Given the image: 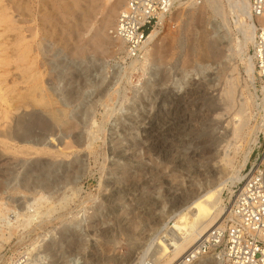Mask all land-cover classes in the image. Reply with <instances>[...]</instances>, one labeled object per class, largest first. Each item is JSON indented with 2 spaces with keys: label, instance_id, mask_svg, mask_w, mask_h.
I'll return each instance as SVG.
<instances>
[{
  "label": "rangeland",
  "instance_id": "374dc122",
  "mask_svg": "<svg viewBox=\"0 0 264 264\" xmlns=\"http://www.w3.org/2000/svg\"><path fill=\"white\" fill-rule=\"evenodd\" d=\"M204 1L183 0L166 17L156 46L152 44L160 51L159 73L151 81V93L143 97L139 93L146 76L138 70L129 71L115 91L104 94L113 65L126 67L131 61L109 33L125 2L104 29L101 24L116 0H0V218L6 212L1 224L10 236L0 247V264L33 246L41 264H63L70 258L77 260L75 264H145L151 260L144 251L151 227L171 224L190 204L192 189L209 183L218 186L237 170L244 178L255 163L264 166V80L257 72L251 80L244 60L228 50L229 40L235 46L240 34L231 0H220L219 12ZM221 6L233 28L222 42L216 39L218 30L225 31ZM254 21L257 28L258 20ZM35 29L44 44L41 62L46 86L54 105L66 110L62 124L48 117L51 128L46 134L41 125L31 127L34 140L44 138L37 144L2 135L13 127L16 116L44 114L23 98L25 84L17 53L20 33L29 38ZM99 29L116 40L113 45L99 43L95 34ZM212 43H218V55L208 49ZM253 46L248 45V55H253ZM57 59L73 63L71 71L86 82L93 80L95 66L105 67L108 77L103 84L74 88L83 96L81 108L90 106L86 120L80 121L78 101L65 99L67 80L58 82L52 72L49 61ZM58 69L64 76L67 68ZM179 78L181 89L174 85ZM57 83L61 90L52 93L50 88ZM228 89L233 93L226 102ZM138 95L140 100H134ZM234 121L244 125L237 139L241 147L235 152ZM226 143L231 146L228 156ZM245 154L248 160L241 167ZM35 161L51 167L59 179L23 182L26 165ZM243 178L223 191L225 208ZM41 194L45 200L37 214L34 199ZM27 213L38 216L23 227ZM74 220L81 221L77 230ZM212 257H203L202 264H217L207 262Z\"/></svg>",
  "mask_w": 264,
  "mask_h": 264
},
{
  "label": "bare ground",
  "instance_id": "6f19581e",
  "mask_svg": "<svg viewBox=\"0 0 264 264\" xmlns=\"http://www.w3.org/2000/svg\"><path fill=\"white\" fill-rule=\"evenodd\" d=\"M182 1L183 0H175L176 3H181ZM122 2L123 3L125 2L123 5V8H124L127 3V0H116V2L112 5L110 10L108 11L107 18L106 19L104 18L101 24L104 29L112 23V20L116 18L117 13H118V7L119 5L122 4ZM204 2H205L204 4L212 8L214 11L220 10V8H218L219 6L218 3H220V0H205ZM231 3L232 4L230 5V7L232 8L231 9L232 12L236 13V16H235L236 19L234 22H235L236 27L240 29V34L236 36L235 46L232 45L233 40L232 39L229 40L228 50L232 53L239 55L240 59L244 60L243 62L245 63V66H246L245 67L246 72L249 74V77L251 78V80L254 81L255 72H256L254 55H248L247 53L248 45L250 43L254 44L255 36L257 32L256 24L254 21L255 17L253 16L252 11H251V1L250 0H231ZM192 4L194 5V3ZM221 11L223 15L221 17L224 18L223 27L225 28V31L218 30L217 31L218 37L216 39L217 40L220 39V41L222 42L223 38L227 37L226 31L229 34H232L233 28L231 24H229V22L225 19L226 12L223 6H221ZM117 19H118V16H117ZM116 24H117V20L115 24L113 25V27L110 28L109 33H112L113 36L116 38V40L119 41L120 46H122L121 48L123 49V52H125L123 41L114 34V28L116 27ZM23 28L24 27H21L20 29L23 31L24 30ZM161 28L156 29L152 33V36L149 39L151 44L149 45V49L144 58L130 59L131 61L129 60L130 63L126 67H122L120 65H113L111 74L109 76L110 82L104 94L108 95L111 92L115 91L116 90L115 87L117 86L120 79L124 78L126 74H128L129 71L138 70L146 76L144 78L145 80L141 88L142 92L139 94L143 93L144 95H141L143 97L149 96V94L152 91L151 81L159 73L157 69L156 60L158 58V54H160V51L159 49H157V47L153 49L152 44L154 43V46H156V42L158 41V38L160 37ZM95 34L97 35V37H99V43H104L107 46L113 45L114 42L116 41V40L114 41L113 39H110V37L107 36L106 34L101 33V29L96 30ZM41 40H40V34L38 33L36 29L35 31L30 30L29 38H27L25 34L20 33L17 39V46H18L17 53L19 56L20 67L22 69V79L25 84V92L23 94V98L25 102L28 103L29 105H32L34 107H40L42 109V112H44V114H40V113L33 111L32 113L28 114V117H27V114L25 113H22L16 116L13 127H11L9 131L2 132V135L7 137L8 139H12V140L18 139V140H22L26 142L34 141L33 142L34 144L42 143L44 142V138L42 137H40L41 139L38 138V140L33 139L34 136L31 132V127L34 126V124L41 125V127H43L42 130L45 132L49 128H51L50 120L49 121L47 120L48 117L49 119H51V121L54 124H58V125L62 124L64 122V117H66V110L64 109L63 111H61L54 105V100L52 98L53 94H51L48 91V87L46 86L44 72L42 71L43 65L41 62V53L43 52L44 44ZM93 49H97V46L94 45ZM208 49L215 51V54L218 55V43L210 44ZM81 50L86 53L84 48H81ZM152 51L154 53H152ZM153 54H154V57H153ZM63 63L64 61L62 59L52 60V62L49 61V65L52 67L53 69L52 72H54V76L57 77V81L59 82L60 80H64V79L67 80L66 82L67 87L65 89L66 101H68V103L70 101H78L77 108L79 110L80 116L82 117L80 121L86 120L88 118V112H89L90 106L87 107V109L85 110L81 108V105H83L81 101L83 99V96L79 91L75 92L74 88L77 87V85L79 86V88H82L85 84L89 86L90 85L96 86V87L103 84V82L108 77L105 67L98 66V65L95 66L93 68V80L91 81L87 80L86 82L83 80V77L81 74L78 73L77 75L76 73H74V71H71L72 67H74L73 63H66V64H63ZM63 65H64V68H67V71L65 72L64 76H63V70L58 69L59 66H63ZM80 70L82 71L83 68ZM75 79L77 81L76 85L75 83L73 84V82H71ZM68 85H70V88L68 87ZM174 85L178 89H181L182 88L181 78L176 79L174 81ZM50 90L51 92L61 90L59 83H57L53 87V90L51 88ZM261 91H262V94L264 95V85L262 86ZM137 92H139V90H137ZM232 93H233V90L231 89H228L225 91L224 99L226 100V102L227 100H230L232 98ZM138 96H136L134 100H140L141 96L139 97ZM243 126L244 125H242L241 122H237V121L233 122V135L235 137L234 138L235 143L233 145L234 147L233 152H235L237 149L241 147L240 144L237 145L238 144L237 139L239 136L238 133ZM46 133L47 132H45V134ZM134 138H136V135H134ZM252 140H253V144L256 143V138H252ZM223 148H225V156H228L229 149L231 148L230 143H226L223 146ZM133 155H130V156H133ZM247 160H248V155L245 156L241 167L245 166ZM0 163H1V159H0ZM52 173H53V170L51 167H47L46 165H43L42 162L35 161V162H32L31 164L26 165L25 173L23 174L22 179H23V182L27 181V179L29 178H32L34 180L33 182H37L38 180H43L44 182H56L59 178H56L55 176H53ZM242 178L243 177L240 175V170H237L233 172V175L228 179V181L221 182L218 186H215L212 183H209L205 185H199L198 187H195V189H192L190 192L191 199H192L190 204L184 206L176 214L175 219L173 220L171 224H169V222H165L162 225V227H160V229L151 227L150 229L151 232L148 233L147 237L145 238V244L147 245L146 246L147 248L144 250L145 255H147L148 258H151V260H153V264H169L177 256L180 255L181 257V254L184 251L187 252V250L198 240V238L201 235L206 233L211 227L217 225L223 216L225 218V215L228 213V209L223 206L222 193L228 186H230V183L233 184L236 181H240ZM71 181H73V179H71ZM71 183L74 184L75 182L73 181ZM161 197H162V194H161ZM42 199H44L43 194H41L39 197L34 199V201L37 202L36 204H38V206L35 207V204H34L35 210L33 211L36 212L37 214H40L38 210L40 209L39 207L41 205ZM32 204L33 203H31V205ZM221 211H222L221 217L219 219H216ZM5 213L3 212L2 215L6 216L7 214ZM165 214H167V217H169L170 216L168 215L169 210H167ZM35 215L36 214H30V213L29 214L27 213L26 215H24L23 222L21 221L23 224V227L24 226L29 227L28 225L31 223V221H33V219L36 216H38V215L36 216ZM5 216L4 218L3 217L1 218L5 220ZM1 218H0V247L3 245L4 242L6 243V241L10 238L9 235L6 236L5 234V230L1 224V222H3ZM20 224L21 223H19V225ZM72 226L75 228V230L79 229L81 226V221L74 220L72 222ZM34 248L35 247L33 246L32 248L24 251L22 255L18 256L14 260H11L7 264H15L20 259H23V261L26 264H41L39 263L41 256H38L40 255L39 253L35 254L33 252ZM144 251H143V254H144ZM203 257H201L196 262V264H202L204 262V259H202ZM76 261L77 260H75L74 258H70L66 260L63 264H75ZM208 261L217 263V264L224 263V261L218 260L215 255H213L212 258H209L207 262ZM52 264H55V263H52Z\"/></svg>",
  "mask_w": 264,
  "mask_h": 264
},
{
  "label": "built area",
  "instance_id": "2783aa9c",
  "mask_svg": "<svg viewBox=\"0 0 264 264\" xmlns=\"http://www.w3.org/2000/svg\"><path fill=\"white\" fill-rule=\"evenodd\" d=\"M175 0H127L119 13L114 34L124 43L128 60L142 59L152 33L175 7ZM258 20L253 55L256 72L264 80V0H251ZM228 213L173 264H196L203 256L215 255L225 264H264V166L255 163L227 203ZM15 264H26L20 259ZM145 264H153V260Z\"/></svg>",
  "mask_w": 264,
  "mask_h": 264
}]
</instances>
